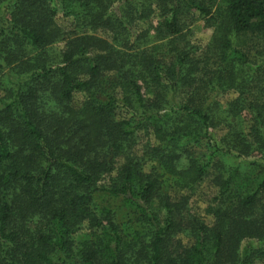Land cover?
Instances as JSON below:
<instances>
[{
	"label": "trees",
	"instance_id": "16d2710c",
	"mask_svg": "<svg viewBox=\"0 0 264 264\" xmlns=\"http://www.w3.org/2000/svg\"><path fill=\"white\" fill-rule=\"evenodd\" d=\"M0 264H264V0H0Z\"/></svg>",
	"mask_w": 264,
	"mask_h": 264
},
{
	"label": "rangeland",
	"instance_id": "374dc122",
	"mask_svg": "<svg viewBox=\"0 0 264 264\" xmlns=\"http://www.w3.org/2000/svg\"><path fill=\"white\" fill-rule=\"evenodd\" d=\"M61 17L62 16L60 15L58 24L66 28L70 27V21L63 19ZM191 29H192L191 39L197 46L206 45L213 34V30L206 27L205 23L201 20L197 21L191 27ZM233 98H234V95L232 94L230 96H226L224 98V102L230 101V99H233ZM83 101H84V95L79 94L76 96L74 104L79 106L83 103ZM122 116L123 115L120 114L118 117L120 118ZM220 135L222 134L220 133ZM210 181L211 179L208 178L203 183H201V185L198 187L197 191L195 192V194L193 195L191 199V209L195 213L201 216H206L205 209L215 194V190L213 189V186H211ZM167 185H169V183H167ZM119 216L121 217V219L124 218V214L122 210L119 211ZM206 218L207 217H205V219ZM82 236L83 235H78L77 238H80Z\"/></svg>",
	"mask_w": 264,
	"mask_h": 264
}]
</instances>
